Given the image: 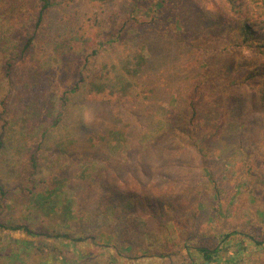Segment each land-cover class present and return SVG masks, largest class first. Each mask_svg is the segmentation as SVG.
<instances>
[{"label":"rangeland","instance_id":"374dc122","mask_svg":"<svg viewBox=\"0 0 264 264\" xmlns=\"http://www.w3.org/2000/svg\"><path fill=\"white\" fill-rule=\"evenodd\" d=\"M157 1L54 0L36 29L37 0L13 9L22 15L14 24L0 9V50L18 47L0 66V222L41 234L1 229L0 264H264V101L254 83L233 84L235 102L222 105L240 128L203 123L189 142L202 150H171L176 129L127 127L128 144L116 129L126 98L87 93L108 77L121 95L130 81L121 53L146 54L147 41L155 58L172 54L174 36L194 58L210 57L212 71L220 59L242 76L245 61L224 31L217 44L203 37L228 9L223 0H163L161 16ZM201 11L211 14L206 24ZM168 116L182 126L177 110ZM111 129L112 139L101 137ZM146 136L153 150L142 149ZM200 247L220 251L207 263Z\"/></svg>","mask_w":264,"mask_h":264},{"label":"trees","instance_id":"16d2710c","mask_svg":"<svg viewBox=\"0 0 264 264\" xmlns=\"http://www.w3.org/2000/svg\"><path fill=\"white\" fill-rule=\"evenodd\" d=\"M0 1V9H11L10 16H5L6 13L0 12V15L5 16V19L11 20V24H14L16 20L22 17L19 14V10L13 12L15 7L23 8L22 0H12V3L11 0ZM245 1L246 3L241 0H223L228 6V9L225 11L217 10L216 15H212V21L209 22L212 28L207 32H203V37L207 42L217 44L221 39L222 31H224L223 39H225V36H228L229 45H232L230 51L238 61L239 59L245 61L242 63L244 65V72L239 74L242 76L237 77L231 72L234 63L232 66L229 62L220 60L218 57L216 58L218 59L216 69L212 71L210 69L212 59L210 57L205 58L206 60L198 59V57L194 58L188 51V42H183L174 36L167 40L170 43L169 46L172 49L174 48V53L172 54H162L163 56H161L158 53L159 56L157 55L155 58L154 54L156 53L152 54L149 51L150 42L147 41L140 43L142 47L139 48L140 50L142 48L144 50L147 49L146 54H142L139 50L133 56L126 52L121 53L122 57H118L117 61L123 64L128 79L130 80L126 84H121V87L116 90L121 95L115 94V82H112L110 80L111 78L107 77L99 83L91 80L89 83V92L87 93H95L94 95L106 94L118 99L126 98L127 102L125 105L128 107L127 112H129V115L122 117L120 115L118 117L119 127L116 128L118 131L117 135L122 136L123 134L124 139L129 144V140L133 138L128 137L127 127L133 126L134 129L139 127L138 130L140 129V133H143V135H149L151 130L154 129L153 136L164 135L167 131L176 129L179 136L176 140L175 147H170L171 150H202L197 149V147L201 148V146L192 145L189 142L195 139V137H201L198 136V130L207 121L213 124L210 132H220L223 129L225 122L229 118L224 119L221 109L222 105L229 106L235 102L234 89L231 88L233 84H239L242 81L254 83L255 85L253 86L258 87L260 100L264 101V6L256 4L254 0ZM37 3L38 14L36 20L33 22L35 29L42 22L43 13L52 7L54 0H37ZM156 5L157 7L154 6L152 8V12L156 16H161L163 0L157 1ZM201 14L203 24H206L211 14L203 11H201ZM14 15L16 19H13ZM174 22L177 23L176 21ZM177 27L174 28L177 30ZM229 30L232 32H229ZM212 34L215 35V39H212ZM35 35L36 30L33 32L26 46L20 50H25L30 47ZM17 49L18 47L11 50H0V66H3L12 57L11 55H18ZM207 55H210V53ZM225 66H227L226 69L224 68ZM86 80L87 77L81 73L79 77V81L82 82L81 84L84 85ZM36 82H40L39 77L36 78ZM76 88L78 87H74L71 90V94L74 95L79 92V89ZM4 97L1 98L0 104H2L5 110L6 101ZM171 98H176L177 104H171ZM253 99L256 98L254 97ZM91 100L89 101L91 102ZM173 110H177L181 115V127L172 124V121L169 123L168 115ZM207 117H209V120ZM229 121H231V127L236 130L240 128V122L236 120V117H231ZM141 125L142 129L140 128ZM112 133L114 134V130L111 129L107 133L102 134L101 137L112 139ZM184 134L186 136H183ZM187 135L192 137L185 139L189 137ZM139 143L142 145L143 150H153L147 136L146 140L143 138L142 143ZM139 148L141 149L140 146ZM0 192L2 191L0 190ZM124 193L129 196L134 195L133 192ZM115 198L117 197H112L111 200ZM1 229L23 231L27 235L32 236L41 235L23 224H4L0 222ZM59 235L67 237L65 234ZM199 251L202 252L205 261L208 263L211 256L219 252L220 248L209 249L200 247ZM42 264L47 263L43 262Z\"/></svg>","mask_w":264,"mask_h":264}]
</instances>
